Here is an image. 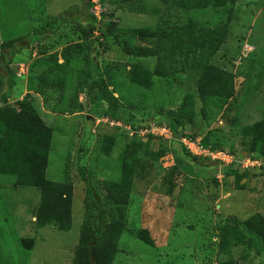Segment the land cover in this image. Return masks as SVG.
<instances>
[{
	"label": "rangeland",
	"instance_id": "rangeland-1",
	"mask_svg": "<svg viewBox=\"0 0 264 264\" xmlns=\"http://www.w3.org/2000/svg\"><path fill=\"white\" fill-rule=\"evenodd\" d=\"M102 3L94 21L90 0H0V44L33 36L8 70L0 61V109L28 108L52 131L42 189L14 163L4 172L0 141V264H73L81 230L116 220L126 230L113 264H264L244 225L264 222V161L240 163L251 142L264 148V0ZM161 123L172 138L139 133ZM181 134L235 161L193 160ZM70 182L69 229L39 225L45 192ZM109 186L127 202L107 199Z\"/></svg>",
	"mask_w": 264,
	"mask_h": 264
},
{
	"label": "trees",
	"instance_id": "trees-1",
	"mask_svg": "<svg viewBox=\"0 0 264 264\" xmlns=\"http://www.w3.org/2000/svg\"><path fill=\"white\" fill-rule=\"evenodd\" d=\"M120 3H139L145 0H118ZM187 0V8L193 5L207 4H224L226 0ZM65 12L60 13L55 19V25H60L62 21L67 20ZM92 18H96L92 14ZM87 26H83L81 31L87 36ZM91 27L88 32L91 31ZM217 35L218 41L223 40V28L213 30ZM188 34L193 37L194 29L192 22L188 25ZM33 41V36L22 35L10 40L1 42L0 44V61L2 67L8 70L11 57L27 47ZM30 42V43H29ZM96 43V39L93 40ZM185 48L187 44H184ZM54 68L43 70L41 73V81L45 82L48 79V74L53 73ZM58 82H53V88ZM116 102V100H114ZM0 102H6L4 96H0ZM179 121L174 118V133H179ZM0 141L7 143L4 152L5 160L9 166L3 165L2 169L13 172L10 168L13 163L17 165L21 171L18 173L20 182H25L29 186L37 188H45L49 182L44 179V171L48 163V152L50 148V140L52 131L45 125L38 115L30 109L19 107H5L0 109ZM259 128L255 127L256 135L258 136ZM184 135V134H181ZM194 137V136H193ZM216 147V146H215ZM252 154L251 158L257 161H264V148L257 150L255 142H251ZM193 160L197 159L186 151ZM177 156V155H176ZM11 159L14 162H11ZM233 164V163H231ZM10 169V170H9ZM47 188V187H46ZM125 188L109 186L106 187V198L115 204H124L127 202V194ZM73 185L72 183H56L45 192L44 197L39 205L36 213L37 223L44 225L54 223L59 230L66 231L71 223V201H72ZM245 229L253 236H256L264 243V222L261 218L253 217L244 222ZM125 224L120 221H111L99 225L94 228L82 229L79 234L78 247L75 254L73 264H113L112 259L118 252V241L125 231ZM236 241L239 242L237 238Z\"/></svg>",
	"mask_w": 264,
	"mask_h": 264
},
{
	"label": "built area",
	"instance_id": "built-area-1",
	"mask_svg": "<svg viewBox=\"0 0 264 264\" xmlns=\"http://www.w3.org/2000/svg\"><path fill=\"white\" fill-rule=\"evenodd\" d=\"M91 1V11L96 20H101L104 14V6L102 0H90ZM130 129V128H128ZM150 132L153 135H159L164 138H172L173 134L172 131L169 129V126L161 123L159 125L150 124V130L147 128H143L139 130L140 134H144ZM183 148L188 154L197 157L199 159H208L212 161H217L219 163H233L235 161L234 156L230 153V151L212 147L209 145H205L202 142L200 137H193L187 135H181L178 140ZM252 161H251V160ZM257 160L252 159L250 156L243 158L240 163L242 165H253L257 163Z\"/></svg>",
	"mask_w": 264,
	"mask_h": 264
}]
</instances>
